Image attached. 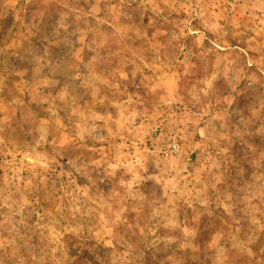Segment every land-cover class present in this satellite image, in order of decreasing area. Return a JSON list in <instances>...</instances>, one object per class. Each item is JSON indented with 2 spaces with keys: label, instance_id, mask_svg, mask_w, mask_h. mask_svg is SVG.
<instances>
[{
  "label": "rangeland",
  "instance_id": "obj_1",
  "mask_svg": "<svg viewBox=\"0 0 264 264\" xmlns=\"http://www.w3.org/2000/svg\"><path fill=\"white\" fill-rule=\"evenodd\" d=\"M0 264H264V0H0Z\"/></svg>",
  "mask_w": 264,
  "mask_h": 264
}]
</instances>
